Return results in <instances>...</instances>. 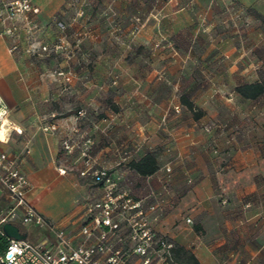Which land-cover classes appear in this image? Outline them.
I'll return each mask as SVG.
<instances>
[{"label":"crops","instance_id":"obj_1","mask_svg":"<svg viewBox=\"0 0 264 264\" xmlns=\"http://www.w3.org/2000/svg\"><path fill=\"white\" fill-rule=\"evenodd\" d=\"M32 2L39 8L37 18L41 22L49 21L56 11L64 13L65 9L69 8L40 7L34 0ZM223 6L233 13L234 23L240 22L242 12L248 10L251 13L250 18L252 13L264 17V0H160L156 7L145 9L142 13L145 14V21L136 39L122 37L123 44L142 46L143 53L138 59L136 69L135 65L125 66L122 71L117 69L120 73L111 67H102L99 61L107 59V56L111 59L106 47L111 43L108 39L105 42L99 40V30L110 20L112 23L118 19L125 22L127 7H75L79 11L78 14H90V24L94 32L91 55L96 57L99 65L96 62L97 65L91 72L94 80H90L85 86L71 85L69 88L60 77L57 79V87L51 85L49 80H44L42 77L46 75L45 72L31 68L24 53L11 54L8 51L10 38L4 33L5 26L0 23V98L9 109V121L23 129L21 134L12 132L7 142L0 143V149L11 154L28 149L29 152L21 163L22 170L29 180L26 196L45 218L74 228L82 212V207L78 204H71L59 211L51 209L47 204L55 195L75 185L83 186L79 185L70 173L59 172L58 169L63 167L56 164L57 143L54 144V140L60 144V140L68 135L76 142L70 154H79L80 150L86 147L89 155L92 154L93 158L101 163L100 167L105 166L108 172H111L113 179V176L120 172L119 168L113 169L114 167L109 171L114 162L115 147L111 142L110 146L97 150L95 142L99 124L106 125L105 135L110 141L115 129L114 124H134L137 125L138 136L135 141L139 146L144 144L147 147L154 140L171 141L173 151L180 156L175 160V164L171 165L170 197L168 200L162 199V202L165 208L167 201L174 204L170 214L177 217L184 213L198 224L193 226L186 221L180 222L175 226L171 240L191 251L199 264L259 263L263 257L259 255V249L264 251V239L259 248L258 239H254L256 244L252 241L248 243L244 237L247 231L235 225V222L241 223L245 220L254 227L258 221L264 220L262 150L257 146L229 147L227 151L219 153L217 150L199 148L196 144L202 138L196 135L199 132L198 125L208 120L207 114H201L195 119L186 108L190 121L187 120L188 127H183L180 113L173 111L175 106H179L180 110L185 106L176 97L179 74L186 77L210 74L218 76L224 71L223 67L222 70L215 71L201 62L206 59L220 61L223 59L221 56L231 58L234 55L225 53V49H222L218 42L215 44L219 48L218 51H211L209 47L207 50H198L199 52L193 50L184 53L174 48L173 44L176 42L171 36L178 29L194 28L199 24L207 28L216 25L220 21ZM99 44L100 47L106 45L104 51L98 50ZM147 49L150 50L149 57ZM143 62L149 66L142 67ZM114 75L121 78L115 81L111 79ZM99 76L105 78L104 85L97 81ZM222 86L218 84L217 90ZM198 87L199 85H195L193 90L204 91V85ZM105 95H110L105 102L109 100L115 103L123 112H112L103 123L98 121L92 110L102 104ZM186 98L194 107L199 106L205 110L207 101L203 98L198 100L194 95ZM250 101L240 97L235 105L242 108ZM83 108L86 109V114L79 116L78 111ZM250 119L249 125L258 127L256 120L259 119ZM51 123L57 125V130H43V127ZM110 124L112 126H108ZM204 138H212V131L208 129ZM151 151L145 150L141 156ZM214 156L222 163L217 164ZM163 174L164 171L159 167L150 176L136 175L142 179H155L165 175ZM132 189L133 193L141 195L137 188ZM4 198V192L0 188L2 209L5 207ZM196 226L203 230L200 235L194 231ZM22 227L27 230L28 235H41L35 241L43 238V234L34 227ZM254 232L255 238H258L257 229H254ZM233 236L238 237L239 245L236 240L232 242ZM216 237L218 239L214 240Z\"/></svg>","mask_w":264,"mask_h":264},{"label":"rangeland","instance_id":"obj_2","mask_svg":"<svg viewBox=\"0 0 264 264\" xmlns=\"http://www.w3.org/2000/svg\"><path fill=\"white\" fill-rule=\"evenodd\" d=\"M31 3L36 6L32 1ZM40 7H69L66 8V12L56 11L52 14V17L47 22H41L37 15L34 17V24L36 25L33 29H27L24 24L19 27V39L21 40V48L27 46V40L31 37L35 40L36 46L43 44L49 45L52 50L49 54L41 55H29L25 54V60L27 64L36 70L44 71L46 75L42 78L49 80L51 85L57 87V79L60 77L69 88L71 85L85 86L90 80H94L91 72L95 66L101 61L102 67H111L120 73L123 68L135 65L137 67L138 59L143 53L142 46H126L123 44L122 37L128 36L130 39H136V35L142 30L145 14H142L145 9H152L159 4L160 0H34ZM75 7H127L128 13L125 16L126 21L122 22L118 19L117 22H110L102 25L100 28L99 39L111 44L109 46L99 44L98 50H105L108 47V55L111 59H100L91 55L93 48L92 37L94 35L93 27L90 24V14L84 12L78 14L79 11ZM224 7V6H223ZM111 11V10H110ZM220 21L211 27H204L202 24L196 27L178 29L174 35L176 42L173 44L174 48L181 50L184 53L196 50L197 52L207 50L209 47L211 51L218 47L215 44L218 42L221 44V48L225 49V53L234 55L233 57L226 58L221 56L223 59L217 61V59H209L200 61L202 65L209 67L211 70L219 69L224 71L220 75H209V76H183L178 75V90L176 93L177 99H180L181 95H186L190 98L194 95L195 98L201 100L202 98L207 101L205 104V110L199 106H195L198 111L202 114H207L208 120L205 123L198 125V135L202 138L197 141L199 148L204 147L211 150H217L219 153L225 152L229 147H252L257 146L262 150L264 154V96H261L255 100H251L247 105L242 108H237L235 102L240 100L238 94L234 91L236 85L246 82L262 81L264 80V17L255 15L252 13V18L249 17L250 11L242 12L241 21L234 23L233 13L227 10L225 7L220 13ZM116 15V14H112ZM124 17V18H125ZM237 19V17H236ZM62 21L66 26L64 31H60L56 22ZM139 25V29H135V25ZM29 30V31H27ZM61 38V41L59 40ZM61 45L54 49V46ZM106 46V47H105ZM158 47V45H156ZM142 47V48H141ZM199 50V51H198ZM147 57H149L150 50L147 49ZM237 57V59H234ZM197 64V62H195ZM99 65V63H98ZM143 66H149L143 62ZM121 71H119V70ZM46 70V71H45ZM59 71L67 72L71 71L74 76L69 81H66ZM121 77L114 75L111 77L113 80H118ZM97 81L101 84H105V78L97 77ZM223 85L220 90H217V85ZM195 85H199L201 88L204 85V91L193 90ZM184 88V89H183ZM56 89V88H55ZM192 92V93H191ZM237 95V96H235ZM110 98V95H105L102 99V104H99L97 108L93 109V115L98 121H103L108 118L109 114L118 112L121 114L123 110L117 108V105L111 101H106ZM173 109V108H172ZM86 114V109H82ZM175 109H173L174 111ZM178 113L183 119V127H185L190 121L187 109L184 106L181 110L178 106ZM83 114V115H84ZM254 114V115H253ZM57 114H55V118ZM257 117L256 120L258 127L250 126V118ZM54 118V117H53ZM253 122V121H252ZM259 122V123H258ZM112 126V124L108 125ZM114 131L112 140L105 135L106 125L99 124L98 137L95 142V147L98 149H104L106 146H110L112 142L115 147L114 151V162L110 166L111 169L119 168L120 172L113 176L115 181H118L120 188L128 191L134 196H145L150 201H154V197L150 194V191L157 195L159 201V213L160 222L157 228L168 238H171V234L175 229V226L180 224L182 221H186L188 218L184 213L179 216L170 214L173 209V203L167 201L165 208L162 199H169L170 190V175L172 173L171 165L175 164V160L179 159L180 156L177 152H174L169 141L154 140L149 146L145 147L144 144L139 146L135 141L138 138L137 125L134 124H114ZM188 127V125H187ZM212 131V138L206 139L205 132ZM129 134L131 136H129ZM63 140H54V144L57 145L56 151V164L62 166L66 173H70L71 177L79 182L78 186L75 185L73 188L65 190L61 194L55 195L47 204L51 209L55 211L63 210L71 204H78L83 206L86 200H90L100 195L101 190L98 189L97 185L92 182L89 176H82L81 170H84L88 165L94 168H100L101 163L98 159H94L93 155L81 156V153L67 154L63 148ZM258 143V145H256ZM59 145V146H58ZM80 145V144H79ZM86 151L87 148L85 147ZM151 149L157 159L160 170L164 171V176L155 179L139 178L133 170L128 167L129 161L132 159H138L145 150ZM81 152V150H80ZM105 152H103L104 154ZM214 156L213 159L217 164H221L222 161ZM264 157V155H263ZM203 162V161H201ZM205 163V162H204ZM170 166L171 171L166 172L165 167ZM105 168V166H103ZM112 167V168H111ZM111 173V172H110ZM162 173V171H161ZM111 176V174H110ZM112 177V176H111ZM142 179V182H140ZM144 180V181H143ZM133 186V187H132ZM132 188H137L141 192V195L132 192ZM162 190V191H161ZM150 194V195H149ZM162 197V198H161ZM164 201V200H163ZM163 203V204H162ZM82 209V208H81ZM2 206L0 207V214L3 212ZM190 219V218H189ZM193 226L197 225L193 219L190 222ZM257 225L249 224L248 221L235 222L240 228L245 229L247 233L244 236L249 243L250 241L255 242L254 239H258V248L260 247L261 241L264 239V220L258 221ZM237 226V227H238ZM259 232L258 238L253 235L254 229ZM196 234L200 235L203 230L199 228L194 230ZM261 233V234H260ZM250 236V237H249ZM30 237V236H29ZM237 241L238 237H231ZM212 240L214 238H211ZM218 239L217 237L214 239ZM237 245H239L237 241ZM234 246V245H233ZM254 249V245L251 246ZM259 255H263L260 258L259 263L264 264V251L259 249ZM181 264V263H178Z\"/></svg>","mask_w":264,"mask_h":264},{"label":"built area","instance_id":"obj_3","mask_svg":"<svg viewBox=\"0 0 264 264\" xmlns=\"http://www.w3.org/2000/svg\"><path fill=\"white\" fill-rule=\"evenodd\" d=\"M38 13L39 8L30 0H0V23L5 26L4 33L10 38L8 51L11 54L28 53L34 56L49 54L52 50L47 44L36 46L33 37L27 40V46L21 48L19 27L24 24L27 29H33L36 26L33 19ZM55 24L60 31L66 28L62 21ZM134 28L139 29V25ZM58 47L61 45L53 48ZM58 74L66 81L74 76L71 71H59ZM0 107H6L9 113L4 101ZM174 109L178 111V106ZM83 114V110L78 111L79 116ZM43 130L55 131L57 125L48 124ZM12 132L21 134L12 127L9 138ZM75 145L76 142L68 135L63 140L67 154L72 153ZM28 152L27 148L12 154L0 149V188L5 195V207L0 214V234L4 235L2 224L11 222L32 226L43 234V238L40 241L7 238L0 263L178 264L174 260L175 242L157 228L161 213L156 194L150 191L156 199L154 201L145 196H134L120 188L106 168H94L87 164L80 174L90 177L101 190L100 195L84 202L76 227L54 223L45 218L26 196L29 180L21 163ZM80 153L81 156H87L84 148ZM58 170L61 174L66 172L64 168ZM165 171L170 172L171 167L166 166ZM186 222H190V219L187 218Z\"/></svg>","mask_w":264,"mask_h":264},{"label":"trees","instance_id":"obj_4","mask_svg":"<svg viewBox=\"0 0 264 264\" xmlns=\"http://www.w3.org/2000/svg\"><path fill=\"white\" fill-rule=\"evenodd\" d=\"M234 91L244 99L255 100L261 96H264V80L238 84L235 86ZM180 101L192 113L193 118L197 119L201 116L202 112L198 111V109L194 107L193 103L185 96L182 95L180 97ZM128 167L136 174L143 177L154 174L159 168L157 159L151 152H146L138 159H132L129 161ZM195 229L197 230L198 227L196 226ZM23 230L27 232L25 228H23ZM28 236H30L28 238L31 241H35L36 238H39L41 235L31 236L30 234ZM7 243V237L0 234V255L6 248ZM174 260L181 264H199L194 254L179 244H177L174 249Z\"/></svg>","mask_w":264,"mask_h":264},{"label":"clouds","instance_id":"obj_5","mask_svg":"<svg viewBox=\"0 0 264 264\" xmlns=\"http://www.w3.org/2000/svg\"><path fill=\"white\" fill-rule=\"evenodd\" d=\"M2 104L3 100L0 99V105ZM8 114L9 113L6 107H0V142H7L12 127H15L17 132L23 131L22 128L11 124V122L7 119ZM5 125H8V127H5Z\"/></svg>","mask_w":264,"mask_h":264},{"label":"water","instance_id":"obj_6","mask_svg":"<svg viewBox=\"0 0 264 264\" xmlns=\"http://www.w3.org/2000/svg\"><path fill=\"white\" fill-rule=\"evenodd\" d=\"M1 229L7 238L16 240H23L27 238V232L24 231L23 227L18 224L5 222L2 224Z\"/></svg>","mask_w":264,"mask_h":264}]
</instances>
